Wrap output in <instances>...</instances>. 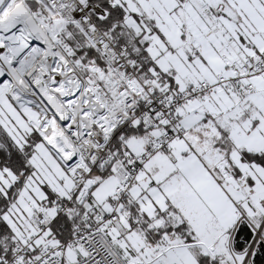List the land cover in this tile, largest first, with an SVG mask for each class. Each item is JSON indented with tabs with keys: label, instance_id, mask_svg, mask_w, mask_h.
Listing matches in <instances>:
<instances>
[{
	"label": "snow or ice",
	"instance_id": "6c2138e0",
	"mask_svg": "<svg viewBox=\"0 0 264 264\" xmlns=\"http://www.w3.org/2000/svg\"><path fill=\"white\" fill-rule=\"evenodd\" d=\"M0 264H264V0H0Z\"/></svg>",
	"mask_w": 264,
	"mask_h": 264
}]
</instances>
